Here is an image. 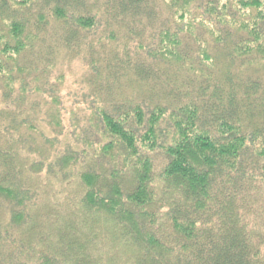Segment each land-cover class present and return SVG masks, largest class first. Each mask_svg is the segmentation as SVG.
Returning <instances> with one entry per match:
<instances>
[{"label": "trees", "instance_id": "1", "mask_svg": "<svg viewBox=\"0 0 264 264\" xmlns=\"http://www.w3.org/2000/svg\"><path fill=\"white\" fill-rule=\"evenodd\" d=\"M62 51L92 73L86 163L41 129ZM263 74L264 0H0V264H264Z\"/></svg>", "mask_w": 264, "mask_h": 264}, {"label": "rangeland", "instance_id": "2", "mask_svg": "<svg viewBox=\"0 0 264 264\" xmlns=\"http://www.w3.org/2000/svg\"><path fill=\"white\" fill-rule=\"evenodd\" d=\"M102 18H100V22L102 21ZM103 23V27L101 22L96 29L87 33L78 31V35L81 36L87 44H89L92 39L100 36L103 34L102 31L106 30V23L104 20ZM64 34L69 38H71V35L74 38H77L74 31L69 33L64 32ZM44 63L45 64H38L40 72L45 70L44 68L46 67L44 66L53 64V59L49 61L46 60ZM47 70H50L47 75H43V73H40L39 71L38 74H41L44 78V92L46 95L51 94L54 89H60L59 97L62 105L61 118L63 122V129L61 133H57L56 130L49 127L46 120L40 123L41 129L45 135L55 137L59 141V148L52 149L53 154L59 155L60 153L65 152L67 147L71 146L73 148H77V151L82 157V161L86 163L88 159L92 157V152H90L89 155H83L82 151L86 149L83 140L94 138V133L92 132L93 130L90 126V114L94 109L90 102L93 101V99L90 97L88 92L89 86L86 81V77L92 73L89 71V68L81 57L75 56L74 58L69 59L63 51L60 52V54H57V61H55L54 66ZM61 74L64 75L62 79L60 78ZM60 80H62L61 83ZM30 84V86L33 85L32 83ZM18 93L19 90L17 89L14 97H16ZM45 94L43 97H36V94L32 92V94L28 97L27 107H31V105L34 104L38 105L40 110L44 113L48 110V106H45ZM26 154L27 150H24V155ZM32 158L39 159L36 155H32ZM160 160L161 157H159V161ZM49 162L50 161L46 162L44 166L45 170L41 173V176L44 178H47V175L53 177L49 171ZM79 165H81V163Z\"/></svg>", "mask_w": 264, "mask_h": 264}]
</instances>
